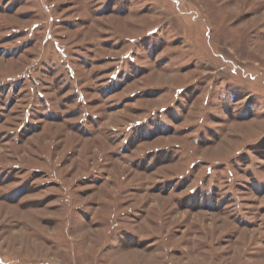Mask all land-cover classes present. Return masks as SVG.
Instances as JSON below:
<instances>
[{"label": "rangeland", "instance_id": "rangeland-1", "mask_svg": "<svg viewBox=\"0 0 264 264\" xmlns=\"http://www.w3.org/2000/svg\"><path fill=\"white\" fill-rule=\"evenodd\" d=\"M0 264H264V0H0Z\"/></svg>", "mask_w": 264, "mask_h": 264}]
</instances>
